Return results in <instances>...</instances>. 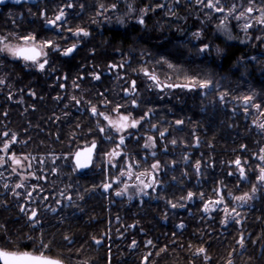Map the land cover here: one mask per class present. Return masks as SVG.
Masks as SVG:
<instances>
[{
    "label": "flooded vegetation",
    "instance_id": "af4514ba",
    "mask_svg": "<svg viewBox=\"0 0 264 264\" xmlns=\"http://www.w3.org/2000/svg\"><path fill=\"white\" fill-rule=\"evenodd\" d=\"M185 1L20 0L17 3L16 0H4L0 3V37L7 36L6 42L21 45V37L33 35L37 43L52 40L61 49L72 44L77 45L69 56H64L53 48H45L47 56H42L41 60L46 58L48 63L43 71L31 62L0 53V79L4 80L0 84V149L5 142L10 143L14 136L16 143H11L8 155L14 154L21 161L19 165H15L0 151V157L6 162L4 167H0V213L1 210L12 211L16 203V207L20 206V211L22 208L24 211L21 217L13 219L22 221L24 214L28 215V207L32 202L41 201L42 204L54 207L55 202L57 205L59 201L67 203V198L72 197L74 199H70L71 203H67L69 206H101L108 214L115 215L112 222H106L105 227L106 231L110 229V224L119 229L117 238L112 239L108 234L104 241H118V246L130 252L140 250L143 237L147 238L144 246L149 248L151 245L146 242L151 240L154 246L152 250H155L159 246L160 235L156 233L159 229L168 238L175 235L171 233L173 230L183 234L193 233L200 226H204L212 227L218 239L225 240L236 235L238 240L241 236L243 240H248L250 234H244L247 227L244 224L252 219L253 216L249 214L255 208L258 209L261 204L264 207V186L258 182L259 169L264 167V162L259 159L260 155H264L261 151L264 149V129L257 127L264 123V115L261 114L264 112V72H229L238 59L244 58L241 52L244 48L238 44L219 46L222 51H216L217 55L211 58L214 51L212 44L217 45L219 40H212L214 22L210 16L214 12L208 8L194 20L208 25L210 32L201 33L196 30L194 39L185 38L181 43L184 45L189 40L197 49L198 59L193 56L192 51L186 52L190 54L191 61L184 63L185 68L195 70L190 65L192 59L200 62L202 68L198 78L191 79L210 81V87L202 89L197 86L192 90L164 88L161 91L140 71L141 68L154 71L163 83L188 82L189 79H183L191 76L188 73L175 75L165 71L163 65L156 63L155 59L153 61L154 57L149 53H145L144 58L141 55L142 47L157 45L153 31L158 29V17L168 11L170 19L167 20H174L178 11L174 15L169 8L174 9L176 6L184 13L190 7ZM69 4L72 6L68 7ZM100 4L104 5V9L100 8ZM113 4L116 5L114 10L111 8ZM157 4H164L165 7H156ZM95 8L97 13L103 14L96 13L94 17ZM144 8L155 10L144 15L145 23L141 25L137 21L141 15L140 10ZM61 9L64 17L53 26L49 21L55 20ZM206 13L208 14L205 15ZM255 13L254 10L251 16ZM104 15L105 22L101 27L95 25L94 22ZM119 19H123L124 23H119ZM185 19L189 20L188 16ZM78 28L84 29L89 35H74ZM109 31H118L121 35L117 40H112V34L106 33ZM97 35L107 42L103 48L109 50L108 59L103 64L96 62L93 56L95 50L92 49L89 59L81 60L77 54L86 46L93 48L91 44ZM204 45H208V48L202 52L200 49ZM234 47L238 52L225 68L224 60ZM249 63L256 62L251 60ZM121 64L124 65L123 68L119 67ZM95 74L100 75L99 80L94 78ZM133 80L136 82L135 97L125 93V90L131 91L130 83ZM228 90L232 91L229 93ZM85 91L87 96L81 99L79 96ZM225 93L227 95L221 101L220 97ZM246 96L253 97L248 104L243 102ZM134 98L139 105L135 108L131 107ZM118 104H123L121 112L131 113L132 118H140L151 110L150 120H143L140 127L121 133L125 136V144L119 148L116 145L121 134L110 128L101 133L99 128L106 126L107 121L91 113V108L95 106L115 119L117 113L112 109ZM256 104L260 105V110L254 107ZM178 120L184 123L177 125ZM5 132L8 136L3 135ZM159 132H165L166 135L160 137ZM109 133L113 139L108 138ZM148 136L154 137L155 147H143L148 143ZM173 139L177 141L175 145L171 143ZM36 141L54 142L56 146L53 145L47 152L30 151V143ZM93 142L96 145L93 156L85 172L78 173L81 168L74 164L73 155ZM113 149L122 154L117 158L109 157L108 153ZM237 159L245 168L243 179L234 164ZM31 162L36 165L32 171ZM197 162L201 165L199 171L195 168ZM154 163L159 164L158 169L151 168ZM129 164L132 165L131 179L127 175H121V172H128ZM13 168H17L16 172L12 171ZM58 171H72L69 183L73 185L69 191L61 187L65 180L59 177L62 173L59 174ZM140 172L148 173L141 176L140 181L150 184V187L144 188L136 179ZM34 176L43 178L35 179ZM51 179L53 184L57 183L55 194L53 189L44 191L43 185ZM79 180L85 181V185H81ZM21 182L24 187L15 188V184ZM108 184L111 187L105 191L104 186ZM125 185L128 187L124 194L117 196L116 192L124 190ZM253 186H257V191L247 203L241 206V202L233 199L234 196L245 193L252 195ZM217 190L223 195L224 203L210 205V208L215 207L216 210L204 212V205L209 200L219 198ZM28 192L32 195L28 196ZM189 192L193 193L191 200L187 199ZM164 194H172L171 196L177 198L179 211L185 212V216H167V209L161 218L157 214L143 216L145 210L162 205L171 207L170 203L167 204L159 198ZM224 207H228L229 212L236 208L240 215L232 213L235 219L226 217L222 211ZM197 208L202 215L191 214ZM147 219L149 224L144 223L143 226V221ZM27 222L30 221L27 219ZM153 229L156 235L152 239ZM194 236L192 234L191 237ZM238 240L235 245H238V253H241L244 247L241 248ZM133 241L136 242L135 247L132 246ZM113 242L106 246L116 245ZM0 248L5 249L1 245ZM22 250L31 251L28 247Z\"/></svg>",
    "mask_w": 264,
    "mask_h": 264
},
{
    "label": "trees",
    "instance_id": "16d2710c",
    "mask_svg": "<svg viewBox=\"0 0 264 264\" xmlns=\"http://www.w3.org/2000/svg\"><path fill=\"white\" fill-rule=\"evenodd\" d=\"M179 10L180 9L176 6L174 7V15L177 11L178 13L175 19L172 21L167 20L170 19L168 11H165L164 15L162 16L158 14L160 16L157 19V28H161L162 31L161 29L160 31L157 29L153 32L156 34L157 40L158 38L159 40L162 38H169L172 41L166 40V42H172L171 45L176 46L180 44L181 48H176L178 52L175 55L166 53V56H179L181 59L183 56H185L184 54H186V52L190 51L191 53V51L195 50L196 48L195 46H192L191 42L189 43L187 41V43H185L187 48L182 47L184 45L181 43V40L187 38L196 30L200 31L201 33H208L210 32V29L208 25H202V22L198 23L197 20H194V18L197 16H194L196 11L195 9H192V7H188L184 13L183 11ZM187 16L189 20L185 19ZM188 22H190V24ZM200 27H202V29ZM166 32L169 33L166 35ZM106 33L110 35L112 34V40H117V38H119L121 35V33L118 31H109ZM108 36L105 37L107 40ZM98 43L99 42H94L91 44L93 46L91 49L90 45L86 46L81 52L77 54V56H79L81 60H87L89 59L90 50L94 49V60L100 64H103L109 57V50L101 52V49L104 48L97 46ZM161 47H163V45L157 47L156 51ZM142 48H144L143 50H146L145 52L154 57L153 53L155 47ZM237 52L238 49L235 47L230 50L224 60L223 67L226 68L228 66L229 60L233 58ZM160 64L163 65L162 62ZM190 65L195 69V71L202 70L200 62H198L196 59L195 61L192 60ZM86 96L87 92L85 91L79 97H81V99H85ZM34 135L39 137V134L37 133ZM30 144L32 145L30 151H35L36 153L41 151L47 152L53 145L56 146L54 142L43 143L36 141L31 142ZM52 181V179L47 180L43 187L45 192L48 189H53V193L55 194L57 183L53 184ZM65 186L66 184L63 182L61 187L65 189ZM171 195L164 194L159 198L164 200L167 204H178L176 202L177 198H174ZM14 202L16 201L14 200ZM15 204L12 207V211L1 210L2 213H0V226H2L0 227V245L5 249L22 250L24 247L36 249L39 245L40 239H43L49 244V254L54 258L60 259L64 264H145L142 263V259L146 256L145 253H147L149 248H140V250L136 252H130L126 248L121 247L120 245L118 246L117 241L115 244L117 243L116 245L118 248L113 249V253L108 254L110 245L106 246L107 243L105 241H102L101 245L99 246H93L91 244V241L94 238H99V236L104 237L106 234V211L104 207L93 206L92 208H88V206L83 205L85 211L82 213L81 217L66 216L61 217L60 219L52 218L50 220L44 221V223H41V225L37 228H31L22 221H16L13 219L17 216L16 214H18V212H21L23 215V212L20 211V206L16 207ZM257 208L258 209L255 208V210L249 214L250 216H253L252 219L250 221H246L244 224L247 226L244 229V234L249 233L250 237L248 240H244V248L241 253H238V245H235L236 240H238L236 235H232L225 240L218 239L215 237L216 231L212 227L205 228L204 226H200V229H196L195 232H188L185 234H183V232L178 233L176 230H173L171 233H175V235L168 238L164 237V231L159 229L158 231L156 230V233L160 235V239L158 241L159 246L155 248L151 256H148V261L146 264H228L229 260H231L232 264H264V207L261 204ZM166 209L168 210L165 213L167 216H185V212L182 213L179 211V206L172 208L166 205L151 209L153 210L152 213L150 212L151 210H145L143 211V216H150V214L163 216ZM191 214L198 216L202 215L199 208L192 211ZM148 220L149 219L143 221V226L144 223L149 224ZM7 227L9 228V231L6 229ZM2 229H5L7 232H9V234L6 236L2 232ZM156 233L152 235V239ZM192 234L197 236L191 237ZM66 236L69 237L71 243H69V240H65ZM29 237H31V239ZM146 240V237L142 238V242H145ZM33 241H35V243ZM116 245L113 244L111 247ZM165 247H167V251L160 252V249ZM200 247H204L206 249V255L211 257V259L205 261L204 256L202 257L200 255H195ZM69 248L72 250H69ZM74 249L75 251H73ZM157 253H159V255H157ZM231 253L233 254L232 256Z\"/></svg>",
    "mask_w": 264,
    "mask_h": 264
},
{
    "label": "snow or ice",
    "instance_id": "6c2138e0",
    "mask_svg": "<svg viewBox=\"0 0 264 264\" xmlns=\"http://www.w3.org/2000/svg\"><path fill=\"white\" fill-rule=\"evenodd\" d=\"M4 0H0V3H3ZM17 3L20 2V0H16ZM177 3L180 2V0H176ZM198 4H202L205 8L211 9L213 12L216 13H224V17L221 19V24L218 26V28H220V30H222L229 39H233V37L231 36V33L229 32L225 21L228 19L229 16H232L234 19L236 20H245L246 22L242 25V28L245 32H247L248 29L253 27V24L250 22L249 18L251 17L252 13L254 12V7L252 5L255 4V0H249V5L248 7H246L243 11H240L238 15H234V13L236 12V5L233 4L230 8H225V6L221 3V0H197ZM72 5L69 4L68 7H71ZM116 7L115 4H113L111 6L112 10H114ZM129 7L131 8V5H129ZM156 7L159 8H163L165 7L164 4H157ZM100 8L104 9V5L100 4ZM106 10V9H105ZM154 8H144L141 9V15L138 18V23L143 25L145 23L144 21V15H146L149 11H154ZM170 12H173L174 14V9L169 8ZM255 11L259 12V16L256 17V22L258 24H260L261 26H264V6L262 7H258L255 9ZM103 12H98L97 15H102ZM64 17V12L63 9L60 10V14L57 15L55 17V20H51L49 21L50 24H52L53 26H56V22L57 21H61L62 18ZM119 23L123 24L124 21L123 19H119ZM69 31H71L69 29ZM74 35L76 36H88L89 33L87 31H85L84 29H77L74 33ZM197 36L199 35L198 33L196 34ZM23 41V44L21 45H13L10 44L6 41H8V37L7 36H3L0 37V45H2V47H0V53H7L8 55H10L13 58L16 59H22L24 61L27 62H31L32 64H35L38 66V69L43 71L45 69V65L48 63V60L45 58L43 60H41V57H46L47 53L44 52L45 48H53V50L55 51H59L62 55L64 56H69L71 55L77 45L76 44H72L70 47H67L65 49H61L58 46H56L54 44V41L52 40H47V41H42L37 43L36 42V37L33 35H28V36H24L20 38ZM259 39V37L257 38ZM29 41H31L32 43L29 44ZM208 48V45H204L203 48H201L200 50L203 52ZM221 49H217V52H221ZM110 67H115V66H111ZM119 67L123 68L124 65L121 64L119 65ZM169 68H172L173 65L168 64ZM140 71L143 72V74L145 76H147L150 80L153 81L154 84L157 85V87L160 88L161 91H163L164 88H169V89H173V88H187L189 90H192L195 87H199L202 89L208 88L210 87V81H197V80H188L187 83H163L159 80V78L157 77V75L155 74L154 71L150 72L147 68H141ZM94 78L96 80L100 79V75L95 74ZM170 79V78H169ZM4 80L0 79V84H3ZM135 88H136V82L133 80L130 83V89L129 90H125L126 95H133L135 97ZM227 95L222 94L220 99L221 101H223L224 96ZM252 96H246L243 98V102L245 104H248L251 100H252ZM73 99H75V97H73ZM77 103H79L80 101H76ZM106 103H110V101H106ZM139 105L136 102V99L134 98L131 101V107L135 108L138 107ZM124 105L123 104H118L115 107H113L112 111L117 113V118L113 119L111 117L110 114H105L103 111H99L95 106H93L91 108V113L94 116H100L102 117L105 121H107V125L106 126H101L99 128V131L101 133H104L106 131V128H110L113 131H115L117 134H121L124 132H127L128 129H136L138 127L141 126V122L143 120H150L151 116H150V112L151 110H149V112H145L140 118H132V114L131 113H122L121 112V108H123ZM254 107H256L257 110H260V105L256 104L254 105ZM262 115H264V112L261 113ZM183 121H176L177 125L183 124ZM257 127L264 129V123H260L257 125ZM153 128H155V125H153ZM4 136H8V133L5 132L3 134ZM129 135H133V133H129ZM166 135L165 132H159V136L160 137H164ZM109 139H113V137L111 136V134L109 133L108 136ZM148 143H145L143 145L144 148H150V147H155V140L153 136H148L147 137ZM11 143H16V139L13 136L11 142H5L3 145V148L0 149V151L4 152L5 155H7V159L11 160L13 164L15 165H19L21 163V161L19 159H17L15 157L14 154L8 155V149L11 146ZM171 143L173 145H175L177 143V141L175 139L171 140ZM125 144V136L124 135H119V140L118 143L116 145L117 148H119L120 146ZM96 147L95 143L93 142L92 146L90 149H88V155L87 158L82 162L81 161V156L83 155L80 152H77L75 154L76 156V166L77 168H83V167H87L89 161L91 160V153H92V149H94ZM262 152H264V149L261 150ZM122 153L119 151H116V149H113L112 152L108 153L109 157L112 158H117L121 155ZM153 155H155V153H153ZM25 159H27V157H25ZM259 159L264 162V155H260ZM6 162L4 161L3 157H0V167H4V164ZM234 164L236 165V167L239 169V174L240 177L243 179L245 178V168L241 165V161L239 159L234 161ZM201 165L199 162H197L195 164V168L197 171H199ZM128 168V172H121V175H127V177L129 179L132 178V165L129 164L127 165ZM152 169H158L159 168V164L158 163H154L151 165ZM13 172L16 171L15 168L12 169ZM231 174V173H230ZM148 175V173L146 172H140V174L136 177V179L138 181H140V177L141 176H145ZM35 179H42L43 177H33ZM155 179V178H153ZM258 182L260 185L264 186V167H260L259 169V176H258ZM140 183L143 184L144 188H148L151 185L150 184H146L143 183V181H140ZM5 187H7V185H5ZM24 184L21 183H17L15 184V188L19 189V188H23ZM105 191H107L108 188L111 187L110 184L105 185ZM128 186L125 185V189L120 191V192H116L117 196H120L122 194H124L126 188ZM252 195H249L248 193H245L243 195H238V196H234L233 199L235 201L241 202V206L244 203H247L248 200L252 199L257 191V186H253L252 187ZM146 194V193H145ZM28 196H31L32 193L28 192L27 193ZM217 196L219 197L216 200H209L205 205H204V212H208V211H215L216 208L215 207H211L210 205H221L224 203V197L221 194V192L219 190H217ZM193 197V193L189 192L187 194V199L191 200ZM201 198L203 199V194H201ZM69 199H71V197H69ZM182 206V205H181ZM172 208H176L178 207L177 204L173 203L171 204ZM21 211H24V209L22 208ZM222 211L225 213L226 217H231L232 219H235V216H232V213H235L236 216H239V212L236 211V208H232L231 212H229L228 207H224L222 209ZM37 212L35 210H32L30 213H28V219L29 221H31V224L29 225L30 227L35 228L37 225L40 224V220L37 218ZM225 223H227V220H225ZM237 223H239V221H237ZM2 227V226H0ZM180 227H183V225H180ZM31 239V237H29ZM65 240H69V243H71L69 237H65ZM35 243V241H33ZM96 244H100L101 241L100 240H95L94 241ZM238 243L240 244L241 248L244 247V240H243V236H241L240 240H238ZM148 245H153V242L151 240L147 241ZM133 247L136 246V242L133 241L132 244ZM167 251V247L160 249V252H165ZM152 253H148L147 256H145L143 258L145 264L148 261V256H151ZM157 255H159V253H157ZM196 255H204L205 261L211 259V257H208L206 255V249L204 247H200L197 250ZM0 264H63V262L58 259V258H54L49 254V244L47 242H45L43 239H40L39 241V245L38 247L33 250V251H28V250H6L3 248H0ZM228 264H232L231 260H229Z\"/></svg>",
    "mask_w": 264,
    "mask_h": 264
},
{
    "label": "rangeland",
    "instance_id": "374dc122",
    "mask_svg": "<svg viewBox=\"0 0 264 264\" xmlns=\"http://www.w3.org/2000/svg\"><path fill=\"white\" fill-rule=\"evenodd\" d=\"M173 3L175 0H172ZM186 3H189L190 7H192V9H195V13L194 16H198L200 15V13H205L206 9L202 4H198L197 0H186ZM221 3L225 6V8H230L233 4L236 5V12L234 13V15H238L240 11H243L246 7L250 6L249 5V0H221ZM254 7V10L258 7H262L264 6V0H255V4L252 5ZM111 9V8H109ZM255 15L251 16L249 18L250 22L253 24V27L248 29L247 32H245L242 28V25L246 22L245 20H236L234 19L232 16H229L228 19L225 21V24L229 30V32L231 33V36L233 37V39H229L227 37V35L220 30V28H218V26L221 24V19L224 17V13H216L214 12V15L210 16L214 22L213 23V41L214 39L219 40V43L217 45H214V43L212 44V48L214 49L213 53H211V58H213V55H217L216 51L217 49L223 46H226L227 44H238L240 45L242 48H244L243 50H241L242 57L244 58H240L238 59L237 63L234 65V67L232 68V70H228L229 72H237V73H242V72H248V73H252V72H264V26H261L260 24H258L256 22V17L259 16V12L255 11ZM96 8L93 11V16L96 17ZM208 13H206L205 15H207ZM105 16L99 18L98 21H95L94 24L98 25L101 27V25L105 22ZM161 29V28H160ZM160 29L158 28V31H160ZM162 31V29H161ZM165 33V32H164ZM169 32H166V34ZM195 33H191L187 38L189 40L194 39V35ZM259 37V39H257ZM166 40L168 41H172L169 38H162L161 40H157V45L154 48V59H156V63H163V69L165 71H169L174 73L175 75H183L185 73H188L191 76H188L187 78H183V79H189L192 80L191 78H198V73L200 70L195 71L190 69V67L188 68V70L185 68L184 63L185 62H190L191 61V57L189 53L184 54L185 56H183V58L179 59V56H174V57H167L166 53H170V54H176L178 51L176 50V48H181L180 44L179 45H171L172 42H166ZM189 40L187 42H189ZM94 42H99L97 44V46H101L104 47L105 45H107V42L100 36L97 35L96 39H94ZM163 47H161L159 50L156 51L157 47L164 45ZM182 47H186L185 44ZM144 48H142L141 50V55L142 58H144L145 56V52L146 50H143ZM104 49H101V52H104ZM253 52V53H252ZM193 56L198 59L197 56V49L192 51ZM179 55V54H178ZM193 57V58H194ZM193 60V59H192ZM251 60L255 61L256 63H249ZM148 64H150V61L148 62ZM168 64L173 65L172 68L168 67ZM202 71V70H201ZM235 77H237L236 75H234ZM231 77V79H233L232 76H229V78ZM197 80V79H194ZM257 81H255L256 83ZM231 83V82H230ZM254 83V84H255ZM232 85V84H231ZM230 86V84H229ZM254 88L256 87V84L253 86ZM232 91V90H228L227 92ZM230 93V92H229ZM30 150L32 145H29ZM35 152V151H34ZM31 171L32 169L36 168V165L33 164L31 162ZM17 169V168H15ZM16 172V171H15ZM35 172V171H33ZM58 173H62V176H59L60 178H62L63 180H65L66 186H65V190L69 191L71 189V185H73V183H69L71 177H72V171H58ZM35 175V174H34ZM36 177V176H35ZM39 177V176H37ZM58 181V180H57ZM81 185H85V181L79 180ZM71 199H74L71 197ZM174 199V198H173ZM67 200L70 202V199L67 198ZM67 201V203H68ZM171 201V200H170ZM62 203V201L55 202V206L51 207L49 206L50 204H42L41 201H36V202H32L29 207H28V213H30L32 210H35L37 212V218L40 220V224L37 225L35 228L39 227L41 225V223H44V221L46 220H50L52 218H57L60 219L61 217H81L82 213L85 211V208L83 207V205H78V204H73V206H69L66 202L62 203L60 207L59 204ZM71 203V202H70ZM172 204V203H170ZM106 213V219L105 221L108 223V221L110 220L111 222L113 221L115 215H111ZM18 217H21L22 214L21 212L18 214H16ZM64 215V216H62ZM16 216V217H17ZM14 217V219L16 218ZM24 218H22L23 223L26 221L25 224L28 225V227H30L29 225L31 224L30 222H27L28 219V215L26 216V214H24L23 216ZM163 216H159V218H161ZM18 221V220H16ZM21 221V219H20ZM29 221V219H28ZM110 229L106 231V235L104 237L99 236V238H94L91 241V244L93 246H99L100 244H96L94 241L95 240H100L101 242L104 241V239L106 238V236L109 234L110 237H115L116 233L119 232V229L113 228L111 226V224L109 225ZM33 228V227H31ZM9 231V228H6ZM2 232L7 236V234H9V232H7L5 229H2ZM102 239V240H101ZM114 240L112 241H105L107 244H111ZM149 241V240H148ZM142 242V241H141ZM115 243V242H113ZM147 243V242H146ZM141 244V243H140ZM144 242H142L141 244V248H147L144 246ZM152 247H154L153 245L149 246V250L147 251V253H145V255L147 256L148 252L153 253L154 249L152 250ZM77 248V247H76ZM118 248V246H113L111 247L110 245V250L108 251V254L113 253V249ZM78 249V248H77ZM31 251H33L34 249H30ZM69 250H72L71 248H69ZM75 251V249L73 250ZM81 252V251H78ZM88 254H90L89 252H87ZM79 254V253H78ZM142 263H145L144 260L142 259Z\"/></svg>",
    "mask_w": 264,
    "mask_h": 264
},
{
    "label": "water",
    "instance_id": "95a60500",
    "mask_svg": "<svg viewBox=\"0 0 264 264\" xmlns=\"http://www.w3.org/2000/svg\"><path fill=\"white\" fill-rule=\"evenodd\" d=\"M91 146H92V144H91L90 146L83 147L82 149L77 150V151L74 153L73 158H72L74 164H76V156H75V154H76L77 152L82 153V154H83V155L81 156V161H82V159H86V158H87V155H88V149H90ZM94 149H95V148H94ZM94 149H92L91 158H92V156H93L92 154L94 153ZM88 164H89V163H88ZM86 168H87V167H83V168L79 169V171H77V172H78V173H83V172H85ZM63 264H64V263H63Z\"/></svg>",
    "mask_w": 264,
    "mask_h": 264
}]
</instances>
